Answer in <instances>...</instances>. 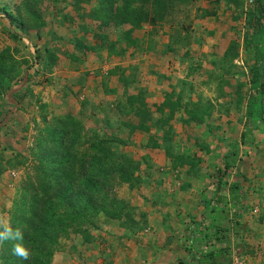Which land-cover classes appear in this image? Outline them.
<instances>
[{"label":"rangeland","instance_id":"rangeland-1","mask_svg":"<svg viewBox=\"0 0 264 264\" xmlns=\"http://www.w3.org/2000/svg\"><path fill=\"white\" fill-rule=\"evenodd\" d=\"M169 3L171 8L162 21L156 25L143 21L134 31L133 36L142 40L143 51L128 49L123 57L108 58L106 48L100 53L83 52L74 42L80 40L96 48L100 45L91 33L82 32L81 27L105 34L111 41H119L129 27L100 25L78 15L92 10L96 0H0V51L6 47L12 49L23 76L0 95V228L9 225L12 202L18 198L28 176L33 178L35 160L30 150L38 131L52 124L54 118L72 115L87 131L102 138L122 140L123 145L115 146L118 154L132 158L137 164V184L129 186L115 181L111 188L112 195L125 203L129 220L125 223L108 220L100 214L96 227H82L81 232L70 230L59 239L52 264H142V207L148 206L151 198L174 196L178 192H186L192 203L203 210L200 204L203 196L213 198V205L218 206L215 201L218 169H223L226 153H234L232 167L226 171L225 185L222 184L218 195L227 199V184H239L243 209L239 218L232 220L237 219L243 229L237 237L230 232L225 235L231 238L238 254H260L262 247L250 250L243 238L249 233L246 230L264 223V121L243 142L240 140L248 70L254 64V49L246 42L252 30L246 26L245 15L247 11H255L254 2L170 0ZM76 4L81 7L78 13L74 9ZM145 7L150 9L149 5ZM28 10L46 22L38 32L31 29L34 23ZM6 12L21 17L22 25L9 24ZM46 48L58 51L60 66L68 67L66 73L61 69L54 75L53 67L47 68L43 54ZM41 54L44 59H38ZM80 64L84 75L105 78L108 86L119 87L118 93L102 98L94 105L96 108L89 109L81 100L72 105L56 100L54 106L52 102H42L40 98H49L51 94H46L54 89H58L56 93L77 97L71 85L84 80L78 77ZM114 65L128 68L127 74L135 75V83L124 87L116 76L106 78L107 70ZM26 71L31 77L29 81L23 74ZM23 81L20 89L9 93ZM140 87L147 91L144 100L153 119L167 116L168 109L161 104L171 91L173 99L179 98L181 107L164 126L150 121L149 132L134 130L129 134L124 124H135L137 118L127 112V97ZM262 106L264 110V100ZM192 111H196L202 122L189 119ZM158 128L169 130L170 140L163 139ZM154 143L159 147L151 148ZM167 145L176 153L198 159L194 168L188 172L186 167L174 168L164 154ZM190 217L186 218L188 224ZM232 222L229 219L220 224L227 229L232 227ZM82 230L89 231V240H84ZM130 246L134 250L132 257L127 256Z\"/></svg>","mask_w":264,"mask_h":264},{"label":"trees","instance_id":"trees-1","mask_svg":"<svg viewBox=\"0 0 264 264\" xmlns=\"http://www.w3.org/2000/svg\"><path fill=\"white\" fill-rule=\"evenodd\" d=\"M116 1L119 3L116 4ZM169 2L170 0H96L92 10L78 15L100 25L111 23L117 28L122 25L129 27L122 32L119 41H111L105 34L94 33L81 27L82 32L91 33L100 45L96 48L95 45L87 46L82 41L75 40V46L83 52L96 53L106 48L108 58L123 57L128 49L143 51L142 40L133 36L134 31L141 27L143 21L150 25L162 21L171 8ZM146 5L150 6L149 10H146ZM74 9L78 13L81 7L76 4ZM254 9L255 11H247L245 15L246 26L252 30L251 37L246 39V42L254 49V64L248 70L244 130L240 134L242 142L254 127L258 128L264 121V0H254ZM27 12L33 18L32 30L38 32L45 27L46 22L39 14L29 10ZM5 18L11 25L19 26L23 23L21 17L16 18L9 12H6ZM13 38L17 40L18 36L13 35ZM43 54H46L44 57L49 68L54 60L53 51L46 48ZM43 54L39 55L38 59H42ZM128 70L126 67L114 65L107 70L106 78L116 76L118 81L127 87L135 83V75L127 74ZM24 73L29 81L30 74L27 71ZM22 79V72L17 68L12 49L4 48L0 51V95ZM103 87L104 91L114 93L113 90H108L107 83L103 82ZM146 92L145 88L140 87L135 94L127 97V112L130 111L137 118L135 124H124L129 134L134 130L149 132L150 121L164 126L173 118L175 110L181 107L179 98L173 99L174 93L171 91L166 94L161 104L168 109L167 116L153 119L144 100ZM44 107L42 104L41 109ZM189 119H199L200 122L203 120L196 111L190 113ZM262 128L264 129V125ZM158 130L163 132V139L170 140L169 130ZM123 144V141L116 137L102 138L96 132L87 131L80 120L68 114L62 118H54L52 124L41 128L30 150L35 160L33 178L28 176L18 198L12 202L9 225L0 228V234L11 229L13 233L19 232L20 236L0 239V264H52L59 239L65 237L70 230L79 229L81 232L82 227H96L100 214L108 220L123 223L128 221L125 203L111 192L115 181L129 186L138 182L135 175L136 162L124 154H118L115 148ZM158 147L157 143L151 146ZM164 154L174 168L186 167L187 172L194 168L198 160L194 156L174 152L169 145L164 148ZM233 155L234 153H226L223 157V169H218L220 178L216 184L215 201L219 205H213V198L203 196L200 199L204 212L199 219L190 217V222L186 223L184 229L188 257L178 260L175 264H230L231 252L236 250V247L225 233L230 232L237 237L243 229L237 219L232 220L239 218V211L243 209L242 193L237 183L227 184V199L219 196L218 192L222 184L225 185L223 178L226 171L232 167ZM224 205H229V208L226 209ZM229 219L233 221L232 227H222L220 222ZM82 232L84 240H89V231ZM220 243L223 246H216ZM17 247L27 251L26 259L16 254Z\"/></svg>","mask_w":264,"mask_h":264},{"label":"crops","instance_id":"crops-1","mask_svg":"<svg viewBox=\"0 0 264 264\" xmlns=\"http://www.w3.org/2000/svg\"><path fill=\"white\" fill-rule=\"evenodd\" d=\"M53 59L52 66L49 68L53 67L54 75L58 73L57 70L68 68L60 66V62L62 63V61L58 51H53ZM80 67L81 73L77 72L78 77L82 76L84 80L81 83L76 82L71 85V88L75 92L74 95L77 97H74L72 94L63 95L56 93L58 89H54L46 94H51L49 98H40L42 102L48 104L52 102L54 106L56 100L60 102L65 101L69 105L77 104L78 100H81L83 101L81 104L83 106L88 104L86 107L89 109L91 107L96 108L94 105L102 98L107 99L118 93L119 87L117 85L108 86V81L103 77L84 75L83 72L85 70H83V65L80 64ZM64 72L66 73V70ZM103 79L107 83L108 90H113L114 93L104 91ZM77 109H80L79 105H77ZM88 114H90V111H88ZM154 198H151L152 201L149 202L148 206L144 205L142 207V249H139L142 252V264H175L178 260H184L188 257L185 250L186 240L184 236L186 218L189 215L198 219L204 210L198 207L197 203H192V198L186 192H178L174 196L169 194L165 197L158 196ZM156 199L160 200L156 201ZM256 231H258V234ZM246 232H249L243 238L246 246L250 250H253L257 246L262 247V249L260 250V254L258 253L256 256L250 253L241 256L246 260V264H264V223L253 227V229L246 230ZM133 251V246H130L127 256L130 255L132 257Z\"/></svg>","mask_w":264,"mask_h":264},{"label":"clouds","instance_id":"clouds-1","mask_svg":"<svg viewBox=\"0 0 264 264\" xmlns=\"http://www.w3.org/2000/svg\"><path fill=\"white\" fill-rule=\"evenodd\" d=\"M19 236H20V233L19 232L13 233L11 231V229H8V230H6V233L0 234V239H9V238H13V237L14 238H19ZM15 251H16V254L17 255H19V256H21V257H23L25 259L27 258L28 253L23 248L17 247L15 249Z\"/></svg>","mask_w":264,"mask_h":264},{"label":"built area","instance_id":"built-area-1","mask_svg":"<svg viewBox=\"0 0 264 264\" xmlns=\"http://www.w3.org/2000/svg\"><path fill=\"white\" fill-rule=\"evenodd\" d=\"M247 4H252L254 0H245ZM230 264H246V260L238 254L237 251L231 252V261Z\"/></svg>","mask_w":264,"mask_h":264},{"label":"water","instance_id":"water-1","mask_svg":"<svg viewBox=\"0 0 264 264\" xmlns=\"http://www.w3.org/2000/svg\"><path fill=\"white\" fill-rule=\"evenodd\" d=\"M25 79H26V76H25ZM24 81H25V80H24ZM24 81L22 82V84H20V86H18V87L15 88V89H12L9 93L12 94L13 92H15V91H17L18 89H20V88L23 86Z\"/></svg>","mask_w":264,"mask_h":264}]
</instances>
